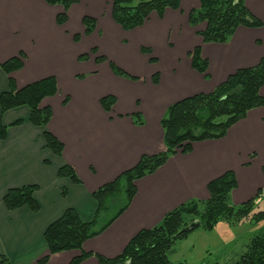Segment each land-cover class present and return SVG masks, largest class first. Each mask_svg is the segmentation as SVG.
I'll list each match as a JSON object with an SVG mask.
<instances>
[{"label":"crops","instance_id":"1","mask_svg":"<svg viewBox=\"0 0 264 264\" xmlns=\"http://www.w3.org/2000/svg\"><path fill=\"white\" fill-rule=\"evenodd\" d=\"M111 3L79 0L59 25V4L0 0V63L23 54L20 69L9 75L0 69V93L8 90L9 77L21 88L53 76L58 88L40 102L51 108L44 128L29 122L26 106L0 111L7 126L6 137L0 139V264H38L47 254L44 231L51 222L67 208L75 209L83 221H92L97 208L92 193L133 168L142 156L163 149L160 121L171 104L212 92L237 69L256 66L264 58V0H245L263 25H239L225 43H203L198 32L205 22L189 24L188 14L199 7L198 0H179L178 8L168 7L161 16L152 12L130 30L113 20ZM86 15L95 19L89 35L82 23ZM84 43L138 79L118 76L106 62H94L91 47L84 49ZM198 45L208 61L206 76L191 66L188 56ZM141 46L150 48V54H142ZM83 53H89L87 60L79 59ZM154 73L157 83L151 78ZM260 93L264 96V85ZM107 95L115 97L110 111L100 104ZM18 119L22 123L11 124ZM44 129L62 143L60 155L45 147ZM65 164L73 168L78 182L58 176ZM226 171L235 175L230 193L234 205L253 199L264 188V107L248 110L223 137L194 141L189 152L178 151L137 179L130 204L104 231L86 239L81 249L51 255L45 264H70L81 252L91 254L79 264H98L96 254L116 257L139 230L156 226L169 211L208 199V183ZM24 185L37 186L39 210H7L2 201L6 191ZM219 225L232 226L220 221L215 227Z\"/></svg>","mask_w":264,"mask_h":264},{"label":"trees","instance_id":"2","mask_svg":"<svg viewBox=\"0 0 264 264\" xmlns=\"http://www.w3.org/2000/svg\"><path fill=\"white\" fill-rule=\"evenodd\" d=\"M50 5L59 4L63 11L56 16V22L62 25L67 20L68 8L79 0H44ZM199 7L188 14V22L195 26L205 22L204 30L198 34L203 43H225L229 40L236 27H260L263 23L254 17L245 5V0H198ZM179 0H112L111 15L113 20L124 30L141 26L155 12L161 16L166 8H178ZM82 23L84 34L89 35L95 28V19L84 16ZM78 40L79 35H74ZM143 53L151 51L141 46ZM89 53L94 55L96 62L107 61L110 70L122 77L136 80L104 55H99L95 47ZM89 53L79 56L80 60L89 57ZM191 66L206 76L208 61L201 56V45L189 51ZM23 54L12 57L0 63V69L10 74L22 67ZM150 61H155L154 57ZM154 83L158 82V74L152 75ZM264 85V58L253 67L240 68L228 76L212 92L199 93L186 97L171 104L161 118L163 129V149L154 155H144L131 169L121 173L114 181L107 183L92 193L97 204L92 221H83L75 209L67 208L64 213L51 222L44 231L47 254L37 263L45 264L51 255L70 249H81L82 243L104 231L130 204L135 193L134 182L150 173L178 151L186 153L191 150L194 141L204 139H218L226 134L227 129L236 121L242 119L248 110L264 107V96L260 88ZM58 92L56 80L48 76L16 88L12 78H8V90L0 93L1 113L19 106L29 109V122L36 127H46L51 108L41 107L40 102L47 96ZM68 98L63 100L66 103ZM115 102L113 95L100 99L101 106L110 111ZM22 123L20 119L11 123ZM7 126L0 120V139L6 137ZM45 147L54 154L60 155L62 143L47 130H43ZM58 176L66 177L73 182L78 178L69 165H62L58 169ZM236 186L235 175L226 171L207 185L209 198L204 201H189L164 215L154 227L139 230L130 238L122 252L113 258L96 254L98 264H184L173 263L168 257L174 243L186 237L193 229L184 228L189 223L198 222L206 230H212L220 221L237 225L243 219L251 217L254 224L263 222L251 234L245 250L234 261L226 264H264V211L256 209L257 201L264 199V188L258 190L256 196L242 204L234 205L230 202V193ZM35 185L9 188L3 196V204L7 210L27 206L36 212L39 203L34 198ZM65 194V190H62ZM253 210V212H252ZM185 230H182V229ZM197 228V227H196ZM91 253L81 252L73 258L70 264H79ZM216 264V263H213Z\"/></svg>","mask_w":264,"mask_h":264},{"label":"rangeland","instance_id":"3","mask_svg":"<svg viewBox=\"0 0 264 264\" xmlns=\"http://www.w3.org/2000/svg\"><path fill=\"white\" fill-rule=\"evenodd\" d=\"M90 47L91 46H87V43L83 44L84 49H89ZM95 49L100 55L99 50L97 48ZM148 49L150 50V48ZM151 57L152 55H149V59ZM88 58L89 57L83 60H87ZM93 60L96 62L95 58H93ZM103 62L108 64L107 61ZM128 74L134 76L130 73ZM257 209L264 211V199L260 203L257 201V206L256 209H254V212H256ZM251 217L243 219V223L247 222L246 224L232 225L229 228L222 227V225H219L212 230H206L202 226L197 227L189 231L186 237L179 239L174 243L170 248L168 257L173 263L182 262L184 264H226L234 261L245 250L251 234L263 224L261 221L255 224L253 222L252 224H249L248 222L252 221Z\"/></svg>","mask_w":264,"mask_h":264},{"label":"water","instance_id":"4","mask_svg":"<svg viewBox=\"0 0 264 264\" xmlns=\"http://www.w3.org/2000/svg\"><path fill=\"white\" fill-rule=\"evenodd\" d=\"M200 225V223H198V222H192V223H189L188 225H187V227H184V228H189V229H195L196 227H198ZM182 229V230H185V229Z\"/></svg>","mask_w":264,"mask_h":264}]
</instances>
